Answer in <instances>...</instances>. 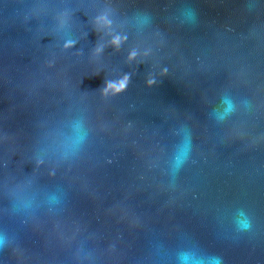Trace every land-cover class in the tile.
<instances>
[{"label":"water","instance_id":"water-1","mask_svg":"<svg viewBox=\"0 0 264 264\" xmlns=\"http://www.w3.org/2000/svg\"><path fill=\"white\" fill-rule=\"evenodd\" d=\"M0 239L264 264V0H0Z\"/></svg>","mask_w":264,"mask_h":264},{"label":"clouds","instance_id":"clouds-1","mask_svg":"<svg viewBox=\"0 0 264 264\" xmlns=\"http://www.w3.org/2000/svg\"><path fill=\"white\" fill-rule=\"evenodd\" d=\"M124 81H125V82L121 84L122 86L120 85V90H123L124 88L127 87V84H126L127 77L124 78ZM150 83H151V82H150ZM3 242H4L3 239H0V245H2Z\"/></svg>","mask_w":264,"mask_h":264},{"label":"snow or ice","instance_id":"snow-or-ice-1","mask_svg":"<svg viewBox=\"0 0 264 264\" xmlns=\"http://www.w3.org/2000/svg\"><path fill=\"white\" fill-rule=\"evenodd\" d=\"M122 86V85H121Z\"/></svg>","mask_w":264,"mask_h":264}]
</instances>
